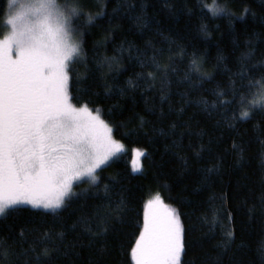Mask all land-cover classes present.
Here are the masks:
<instances>
[{"label":"trees","instance_id":"16d2710c","mask_svg":"<svg viewBox=\"0 0 264 264\" xmlns=\"http://www.w3.org/2000/svg\"><path fill=\"white\" fill-rule=\"evenodd\" d=\"M57 2L80 13L71 102L98 112L126 151L60 210L1 217L0 264H134L157 196L181 220L180 264H264V107L253 106L264 94V0H215L226 10L216 15L213 0Z\"/></svg>","mask_w":264,"mask_h":264},{"label":"snow or ice","instance_id":"6c2138e0","mask_svg":"<svg viewBox=\"0 0 264 264\" xmlns=\"http://www.w3.org/2000/svg\"><path fill=\"white\" fill-rule=\"evenodd\" d=\"M9 4L19 10L6 20L10 31L0 39V216L19 205L60 209L74 194V182H94L97 169L123 151L98 112L71 102L70 67L81 52L69 38L77 9L68 12L56 0ZM214 5H206L213 15L226 11ZM253 106L264 107V94ZM143 155L136 150L137 158ZM132 163L140 171L138 159ZM155 203L160 207L148 202L153 211H146L132 249L134 264H179V215L162 206L159 196Z\"/></svg>","mask_w":264,"mask_h":264},{"label":"rangeland","instance_id":"374dc122","mask_svg":"<svg viewBox=\"0 0 264 264\" xmlns=\"http://www.w3.org/2000/svg\"><path fill=\"white\" fill-rule=\"evenodd\" d=\"M19 2L20 3H30V2H34V0H19ZM56 2H57V0H56ZM57 4H58V2H57ZM59 5V4H58ZM60 6V5H59ZM61 7V6H60ZM62 8V7H61ZM63 9V8H62ZM17 10H19V6H18V4L17 5H10L9 4V1H8V8H7V13H6V18H5V23H6V20L8 19V17L10 16V15H12L13 13H14V11H17ZM9 31H10V29H9V27H8V33L6 34V35H8L9 34ZM70 35H71V38H72V42H74L75 44H77L78 45V41H77V38H76V36L73 34V32H72V30H71V24H70ZM261 97V96H260ZM94 115H95V113H93ZM100 119H102L101 117H100ZM107 124V123H106ZM108 125V124H107ZM109 126V125H108ZM110 127V126H109ZM111 128V127H110ZM111 130H112V128H111ZM111 137H112V139L113 140H115V141H117L115 138H114V135H113V130L111 131ZM117 142H119V141H117ZM120 143V142H119ZM121 145H123L122 143H120ZM136 150H140V151H142L143 153H144V155L143 156H141V157H139V158H137L136 157ZM126 151V148H125V146L123 145V151L122 152H120L116 157H114L112 160H110L106 165H103V166H101L99 169H97V171H96V174L101 170V169H103V168H105V167H107L108 165H110L116 158H118L122 153H124ZM144 157H145V152L143 151V150H141V149H135L134 151H133V160L134 159H138V162H139V166H140V171H133L135 174H141L142 172H143V168H144V166H143V160H144ZM132 169H133V163H132ZM87 181H90V179H88V178H85V179H83V180H81V181H79V182H74L73 183V188H72V193L74 192V189H75V187L77 186V185H79V184H81V183H83V182H87ZM67 199H69V197H67V198H65V202L67 201ZM151 201H153V205H154V207H160V206H157L156 205V198L155 199H152ZM160 201L162 202V206H167V208H169V209H174V208H172V207H170V206H168V205H165L164 204V202L160 199ZM65 205V204H64ZM17 207H31V208H33L31 205H19V206H17ZM16 208V207H15ZM62 208V207H61ZM60 208V209H61ZM10 209H12V208H10ZM10 209H8L7 211H6V213L10 210ZM33 209H41V210H45V209H43V208H33ZM60 209H57V210H60ZM45 211H52V210H45ZM56 211V210H55ZM146 211H148L149 213H151L152 211H153V209H150V208H148V204H147V207H146ZM6 213L4 214V215H6ZM177 213V212H176ZM3 215V216H4ZM3 216H0V218L1 217H3ZM180 219V218H179ZM180 223H181V220H180ZM181 225H182V223H181ZM181 256V255H180ZM179 264H180V258H179Z\"/></svg>","mask_w":264,"mask_h":264},{"label":"clouds","instance_id":"9594fccd","mask_svg":"<svg viewBox=\"0 0 264 264\" xmlns=\"http://www.w3.org/2000/svg\"><path fill=\"white\" fill-rule=\"evenodd\" d=\"M69 38H70V40L72 41L71 35H70V37H69Z\"/></svg>","mask_w":264,"mask_h":264}]
</instances>
